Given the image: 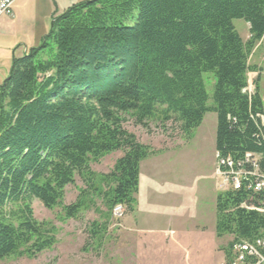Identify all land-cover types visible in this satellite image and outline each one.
<instances>
[{
	"label": "trees",
	"instance_id": "16d2710c",
	"mask_svg": "<svg viewBox=\"0 0 264 264\" xmlns=\"http://www.w3.org/2000/svg\"><path fill=\"white\" fill-rule=\"evenodd\" d=\"M234 21L249 25L243 42ZM264 37V0H91L57 15L42 45L13 57L0 84V261L53 250L56 228L35 219L32 202L78 221L100 201L104 221L91 222L87 248L99 250L112 211L133 212L140 164L151 152L124 129L175 124L190 141L204 116H216L219 159L259 157L264 169V110L259 78L247 92L248 65ZM215 78L213 105L203 74ZM107 174L90 165L112 153ZM84 188L64 205L67 187ZM264 193L220 189L215 235L237 242L264 236Z\"/></svg>",
	"mask_w": 264,
	"mask_h": 264
},
{
	"label": "rangeland",
	"instance_id": "374dc122",
	"mask_svg": "<svg viewBox=\"0 0 264 264\" xmlns=\"http://www.w3.org/2000/svg\"><path fill=\"white\" fill-rule=\"evenodd\" d=\"M202 78L209 98L207 105L212 106L214 75L207 73ZM124 129L147 146L151 155L140 164L133 212L121 211L123 216L118 218L112 211L102 247L96 251L94 246H85L89 224L104 221L100 201H95L94 207L82 213L78 221L64 222L56 218L59 208L48 211L33 201L35 219L55 226L57 244L33 259L12 258L0 264H149L168 250L184 264H202L204 260L206 264H218L220 251L208 248V235L212 225L215 227V197L223 186L217 176L214 150L215 114L204 116L190 141L171 122H150L143 128L128 120ZM119 157L120 152L107 155L91 164L90 169L95 174H107ZM82 188L80 178L75 177L74 184L66 189L64 205L74 202ZM231 240L218 239L219 250Z\"/></svg>",
	"mask_w": 264,
	"mask_h": 264
},
{
	"label": "crops",
	"instance_id": "0c3cea01",
	"mask_svg": "<svg viewBox=\"0 0 264 264\" xmlns=\"http://www.w3.org/2000/svg\"><path fill=\"white\" fill-rule=\"evenodd\" d=\"M87 1L91 0H16L12 8V15L0 16V84L9 75L13 57H21L42 45L53 18L71 6ZM233 26L241 40L246 42L250 36L249 25L243 21H234ZM248 65L257 68V71L247 74V88L252 90L254 80L259 78L264 110V37L251 51ZM208 237V248L214 252L220 251L219 244L216 242L218 239L215 235L214 225H212V231ZM156 253L158 254V252ZM180 259L176 253L168 250L163 256L152 258L149 264H184ZM223 260L224 255L220 251L218 264ZM202 264H206L205 260Z\"/></svg>",
	"mask_w": 264,
	"mask_h": 264
},
{
	"label": "built area",
	"instance_id": "2783aa9c",
	"mask_svg": "<svg viewBox=\"0 0 264 264\" xmlns=\"http://www.w3.org/2000/svg\"><path fill=\"white\" fill-rule=\"evenodd\" d=\"M16 0H0V16H11L12 8ZM247 92H251L247 88ZM263 124V117H260ZM218 163L217 176L222 179L220 189L232 188L233 190L245 189L253 193H264V169L259 166L257 155L246 153L243 160L232 162L230 159L221 160L216 154ZM123 208L116 206L113 214L122 217ZM260 212L264 210H258ZM220 264H264V236L253 242L234 243L227 258Z\"/></svg>",
	"mask_w": 264,
	"mask_h": 264
}]
</instances>
